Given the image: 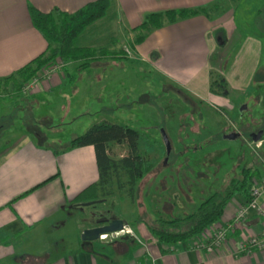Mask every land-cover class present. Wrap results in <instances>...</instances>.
Wrapping results in <instances>:
<instances>
[{
    "label": "rangeland",
    "instance_id": "obj_1",
    "mask_svg": "<svg viewBox=\"0 0 264 264\" xmlns=\"http://www.w3.org/2000/svg\"><path fill=\"white\" fill-rule=\"evenodd\" d=\"M224 8L232 9L231 31L236 29L237 34L232 42L228 40L229 27L217 29L214 35L215 40L221 38L226 44L219 57L211 58L209 68L213 94L221 93L216 95L221 100L207 104L195 100L193 93L178 89L155 69L135 61L134 42L142 32L131 38L127 33L119 34L115 30L116 22L108 13L107 19L94 23L80 36L77 45L93 49L95 56L99 52L117 54L125 50L128 59L120 60L119 69L111 66V59L107 58L90 61L91 65L84 71L77 69L82 62L55 59L29 81L21 85L11 82L0 88V168L7 154L26 143L59 155L68 150L72 139L94 125L107 122L131 129L140 136L138 154L154 167L137 181L133 202L117 187L119 181H126L124 172H120L112 180L109 204L100 209L124 219L135 231L144 227L152 235L159 229L183 232L189 225L160 228L158 221L192 214L209 196L223 193L231 179L240 178L242 169H252L255 181L262 183L264 0H227ZM212 14H215L213 10ZM245 43L253 45L252 53H248L253 57L252 75L249 63L248 68H242L233 62L238 48ZM66 69L71 79L58 89L36 98H29L33 92L25 93L24 84L43 71L54 70L56 75L65 73ZM108 77H124L120 96L113 94V90L108 96L109 92L104 90ZM226 78L229 82L224 89L220 82H226ZM236 80L242 81L238 83L241 90L234 89ZM236 132V139H225ZM259 132L262 140L253 143L250 136ZM165 139L170 148L168 155ZM109 154L113 160H119L127 155V148L111 144ZM50 166L45 159L31 167L24 180L25 184L29 183L28 188L46 178Z\"/></svg>",
    "mask_w": 264,
    "mask_h": 264
},
{
    "label": "crops",
    "instance_id": "obj_2",
    "mask_svg": "<svg viewBox=\"0 0 264 264\" xmlns=\"http://www.w3.org/2000/svg\"><path fill=\"white\" fill-rule=\"evenodd\" d=\"M96 1L0 0V80L17 75L47 50V41L31 24V9L43 14H74ZM109 1L108 13L116 22L115 30L119 34L127 33L130 38L139 34L131 29L140 25L149 14L168 10L205 9L206 14L181 19L172 24L164 23L160 28L151 30L141 44L134 46L133 53L135 61L155 69L178 89L193 93L195 100H203L200 102L205 104L221 100L216 96L221 94L211 93L209 68L211 58L215 55L219 57V53L226 47L221 38L215 40V31L229 27L227 34L230 42L237 34L236 29L231 31L232 9L224 8L227 0ZM211 8L215 14H212ZM258 13L263 15L262 11ZM252 48L253 45L249 43L238 48L233 62L239 63L242 68H248V63L252 67L253 57L248 54L252 53ZM111 62L110 65L118 69L122 63L115 60ZM69 79L71 76L66 69L65 73L56 74L49 81L37 85L29 98L51 93ZM123 79H105L104 90L109 92L108 96L111 90L120 96L124 91L120 87V82L124 83ZM225 81V84L229 82L227 78ZM236 81L234 89L241 90L238 83L242 81ZM17 82L22 84L21 80ZM45 159L51 164L49 174L28 188L29 183L25 184L24 180L29 170ZM2 165L0 233L4 232L0 234V264H264V248H250L247 245L251 237H262L264 233V216L256 211L250 212L244 221L235 226L229 232L224 246L212 253L193 248L198 242L205 241L208 230L188 242L164 244L146 228L140 227L135 231L124 219L110 213L108 218L123 220L130 233L112 236L109 242L101 239L93 243L82 242L81 233L89 227L84 220L90 207L79 205L98 202L95 205L97 211H103L112 198L99 195L94 202H73L79 193L98 181L92 147L65 150L59 155H52L33 143H26L7 154ZM255 183L260 188L264 181ZM256 201L264 207V190ZM245 202L240 195L232 198L216 226L230 223L237 208ZM244 243L246 251H241L240 245ZM34 244L37 247H31Z\"/></svg>",
    "mask_w": 264,
    "mask_h": 264
},
{
    "label": "trees",
    "instance_id": "obj_3",
    "mask_svg": "<svg viewBox=\"0 0 264 264\" xmlns=\"http://www.w3.org/2000/svg\"><path fill=\"white\" fill-rule=\"evenodd\" d=\"M109 6V0H97L74 14L59 12L43 14L31 9V24L47 41V50L42 56L21 69L17 75L0 80V88L11 82L18 83L17 80H21L22 83L29 81L43 66L55 59L70 63L82 62L77 69L83 71L89 68L90 61H98L102 58L115 61L127 60L128 56L125 50H121L117 54L99 52V56H95L96 53L93 49L77 45L80 36L91 25L106 17ZM201 14H206V10L202 8L180 9L149 14L140 25L131 29L142 32L135 40L134 45L141 44L148 32L160 28L164 23L172 24L178 20ZM220 87H225L223 80L220 82ZM210 90L212 93L215 92L212 83ZM139 138L140 136L131 129L103 122L92 126L83 135L71 140L68 150L83 147L93 148L98 172V181L79 193L73 201L74 204L94 202L99 195L103 198L109 197L112 180L118 178L120 172H124L126 181L122 183L118 179L117 187L121 191H125L129 200L133 202L137 181L144 174L151 172L154 167L153 163H148L138 154ZM111 144L126 146L127 155L119 160H113L109 154ZM255 176L252 169H242L240 178L231 179L223 193H214L209 196L192 214L170 221L161 219L158 221L160 228H175L180 224L189 225L183 232L170 233L159 229L154 230L153 234L160 242L172 245L188 242L201 236L220 221L225 207L232 198L240 195L246 202L252 200L251 191L256 182Z\"/></svg>",
    "mask_w": 264,
    "mask_h": 264
},
{
    "label": "built area",
    "instance_id": "obj_4",
    "mask_svg": "<svg viewBox=\"0 0 264 264\" xmlns=\"http://www.w3.org/2000/svg\"><path fill=\"white\" fill-rule=\"evenodd\" d=\"M61 65L62 63L59 66ZM54 74H55L54 70L43 71L40 76H38L37 78H34L30 83L24 84L25 93H28V94L32 93L37 83H39V81L41 80L49 81L54 76ZM262 190H264V183H262V186L260 188L256 186V183H254V187L251 191L252 200L250 202H245L243 205L237 208L236 214L230 223L226 225H219V226L214 225L212 228H210L208 230L205 241L198 242L197 244L193 246V248H195L198 251L212 253L213 251L218 250L224 246L229 232L232 231L235 228V226L239 225L242 221H244V219L249 215L250 212L256 211V212L261 213L264 216V207L258 205L256 201L261 196ZM123 233L128 234L130 233V231L127 228H125L123 232L114 234L113 236H117ZM105 238L106 236L100 237L101 240H104ZM260 238H262L263 240L261 241ZM247 245H249L250 248L251 247L264 248V233L262 237H251L247 241ZM245 246H246L245 243L240 245V250L246 251Z\"/></svg>",
    "mask_w": 264,
    "mask_h": 264
},
{
    "label": "water",
    "instance_id": "obj_5",
    "mask_svg": "<svg viewBox=\"0 0 264 264\" xmlns=\"http://www.w3.org/2000/svg\"><path fill=\"white\" fill-rule=\"evenodd\" d=\"M237 134L233 133V134H229L225 137V139L227 140H234L237 138ZM261 136L262 133L259 132L257 134L251 135V140L253 143H259L261 140ZM166 141V139H165ZM166 147H167V155L170 152V148L169 145L166 141ZM93 203H86V204H80L79 206L81 207H89L90 205H92ZM86 221L85 223L87 225H89L88 228L84 229L81 233L80 236V240L84 243H93V242H97L100 241V237L101 236H106V238L103 240L105 242H109L111 237L114 234H118L120 232H123L126 228V223L121 220V219H117V218H106L104 220L101 221H92L90 219H88L86 217Z\"/></svg>",
    "mask_w": 264,
    "mask_h": 264
},
{
    "label": "flooded vegetation",
    "instance_id": "obj_6",
    "mask_svg": "<svg viewBox=\"0 0 264 264\" xmlns=\"http://www.w3.org/2000/svg\"><path fill=\"white\" fill-rule=\"evenodd\" d=\"M235 134H237V132ZM95 205L96 204L93 203L92 205L89 206L90 208H88L89 210H88V213L86 216L88 219L96 222V221L104 220V219L109 217V215H108L110 213L109 210L97 211L95 209L96 208Z\"/></svg>",
    "mask_w": 264,
    "mask_h": 264
}]
</instances>
